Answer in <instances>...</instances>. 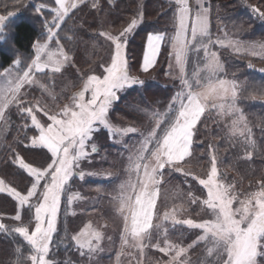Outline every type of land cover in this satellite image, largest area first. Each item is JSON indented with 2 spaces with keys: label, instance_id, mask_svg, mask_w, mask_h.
I'll return each instance as SVG.
<instances>
[{
  "label": "snow or ice",
  "instance_id": "1",
  "mask_svg": "<svg viewBox=\"0 0 264 264\" xmlns=\"http://www.w3.org/2000/svg\"><path fill=\"white\" fill-rule=\"evenodd\" d=\"M114 4L115 0H41L33 12L41 20L43 35L32 42L27 58L19 54L8 29L16 14H0V45L14 51L7 67L0 64V141L15 127L17 136L3 163L19 181L0 177V194L13 202L14 212L0 214V237L15 257L8 264H61L53 257L54 248L59 255L61 246L65 253L96 264L105 239L113 241L107 234L109 224L89 220L70 235L65 229L60 237L59 216L63 206L71 208L82 199L72 184L77 177L93 175L83 169L99 155L101 137L126 144L124 138L130 134L139 138L121 153L122 171L116 177L120 182L107 193L108 215L114 218L119 237L113 264H124L125 257L128 264H264V175L249 179L246 187L247 176L229 179L222 170L219 146L212 144L201 153L207 159L200 173L184 167L195 146L203 143L197 139L198 126L207 127L208 120L221 128L219 140L238 149V162H253L264 151L242 107L246 99L264 101V83L253 84L245 95L246 84L236 72H229L232 65L224 56L228 52L236 59L254 57L264 63V40H245L222 26L214 34L210 0H169L164 14L171 12V28L148 32L139 72L153 70L167 46L166 75L177 90L163 111L129 105L144 116L140 127L135 121L118 126L112 112L121 94L145 84L131 73L127 54L129 37L145 23V11L139 4L116 28L107 16L99 15ZM249 7L264 23V8ZM84 9L98 20L89 37L92 47L104 51L87 71L77 66L60 35L67 20ZM69 31L66 39L71 42L76 32ZM247 68H254L251 59ZM258 71L264 77V67ZM57 79L63 83L59 91ZM257 127L264 132V122ZM24 153H37L41 160L36 163ZM173 174L182 175L188 187L178 191L169 206L164 185ZM107 176L111 182L112 173ZM151 250L162 255L149 259ZM63 264L78 261L68 258Z\"/></svg>",
  "mask_w": 264,
  "mask_h": 264
},
{
  "label": "trees",
  "instance_id": "2",
  "mask_svg": "<svg viewBox=\"0 0 264 264\" xmlns=\"http://www.w3.org/2000/svg\"><path fill=\"white\" fill-rule=\"evenodd\" d=\"M40 2L41 0H21L20 3H17L16 0H0V11L13 12L16 14L9 22L8 29L15 38V47L18 48L19 54L24 58L29 57L32 53V42L41 39L43 35L41 20L38 19L33 12L35 5ZM232 2L233 6L227 15H213L212 24L215 26L219 20H225L223 27H225L230 34L238 35L245 40H264V23L255 19L249 7L250 5H256L264 8V0H232ZM141 3L145 11V23L129 37L127 54L131 73L133 75L138 74L140 78L145 81V84L143 86L137 85L133 89H129L127 93H122V98L114 105L115 110L112 112V120L114 123L126 125L132 124L135 121L138 127L144 124V116L137 115L135 112L131 111L128 107L129 105H139L141 108H143L144 105H151L154 109L163 111L167 101L177 90V88L173 86V80L165 74L169 50L167 46L162 48L158 58V64L153 70H150L149 73L139 72L143 46L146 42L148 32L154 29L164 30L166 28H171V12H168L167 15L164 14L168 8L169 0H115L114 5H107L104 12L99 14L100 16H107L109 21L114 22V27L119 28L121 23L133 14L137 10V6ZM109 11L110 15H108ZM90 12V9L76 12L72 19L67 20L64 31L60 34L62 43L65 44L67 50L72 51L77 66L83 71H87L90 65L98 62L104 55L103 48L98 47L94 50L92 41L89 39L92 31L97 28L98 24V20H93V15H95V13L90 14ZM214 13L215 11L213 10L212 14ZM229 17L234 19L231 23L227 20ZM82 25L83 28L81 29ZM249 25H251V27H249ZM77 29L81 30L77 31ZM69 30L76 32V39L71 42L66 39V36L71 34ZM13 54L14 51L12 47L0 45V64L7 67L10 63V57H12ZM224 56L228 60V63L232 65L229 68V72H236L239 81L246 84L248 91L245 92V95L252 91L253 84L264 83V77H262V74L258 71L259 68L264 67V63L258 58L244 57L236 59L234 56H230L228 52H225ZM250 59L254 64L253 69L247 68V63ZM0 71H2V69H0ZM69 71L72 70L70 69ZM42 79H44V77H42ZM56 83L58 91V87H63V83L59 79H57ZM176 85L178 87V82H176ZM242 107L250 121V126L253 128L258 146L264 148V132L261 131L260 127H257L258 124L264 122V101L246 99L243 101ZM13 120H16L15 116H13ZM16 123L19 122L16 121ZM206 123L207 127L203 124L198 126L200 132L197 139L203 141V143L195 146L194 156L191 158L192 161L190 160L186 164V170L200 173L207 159V157L202 156L201 153L206 150L208 144H212L219 146V155L224 161L222 170L227 174L229 179L235 178L239 180L240 175L247 176V179L243 181V187H246L249 179H255L264 175V151L259 152L253 162H238L236 159L238 149H233L227 141L218 139V137L223 136L221 128L217 127L211 120L206 121ZM16 136L17 132L15 127H13L10 133L0 141V177L12 183H19V181L16 177L10 175L12 168L6 167L3 161L7 158L9 144H12L13 138ZM100 143L103 145L101 150H104L103 152H105L106 155H114V147L116 146L111 145V141H108L106 137L102 136ZM24 154L28 159L36 163H39L41 160V156L37 153ZM253 173H255L254 176ZM183 179L182 175L173 174L169 183L164 185V189L166 190L165 194L169 200V206L178 191L187 190L188 185L182 183ZM175 202L179 204L180 200L176 199ZM12 203L13 202L5 201L3 194H0V214L7 216L13 215ZM161 211H163V207ZM63 213L64 212L61 210L58 220L60 237L65 234V229H67L70 235L82 227L80 221L81 217L79 215L76 214L73 216ZM5 222L11 223L7 220H5ZM114 228L116 229V225H114ZM114 234V246H112L113 249L110 248L111 256L106 252L98 254L96 257V264H112L111 258H113L115 254V249L119 247L117 229L114 231ZM57 240H59V237ZM161 255L162 254L155 253L154 250H151L149 259L158 258ZM53 257L59 260L61 264L68 258L78 261V264H87L86 259H80L78 255L74 253H65L62 246L59 255H56L54 248ZM14 258L15 257L10 256L8 253L7 242L0 237V262L8 264L9 260Z\"/></svg>",
  "mask_w": 264,
  "mask_h": 264
},
{
  "label": "rangeland",
  "instance_id": "3",
  "mask_svg": "<svg viewBox=\"0 0 264 264\" xmlns=\"http://www.w3.org/2000/svg\"><path fill=\"white\" fill-rule=\"evenodd\" d=\"M210 4L212 9L215 11V13L212 14L214 16L227 15L229 13V10L233 6L232 0H230L227 3L210 1ZM7 13L8 12L6 11H0V14L6 15ZM227 20L229 23H231L234 19L229 17V19ZM224 22L225 20H219L215 26L212 24L213 25L212 31L214 34H216L217 26L223 27ZM167 66H168V60L166 64L165 74L167 73L166 72ZM59 90L60 88L58 87V91ZM35 95H39V92L37 91ZM117 125L129 126L130 124L123 125L119 123ZM138 138H139L138 134H130L128 137L124 138L126 144L111 142V145L116 146L114 147L115 156L114 155L108 156L106 155L105 152H103L104 150H101L99 155L95 156L92 159L91 164H87L86 162L83 170L86 173H93V175H86L83 180H80L77 177L75 178L72 184V191L79 193L82 199L76 201L71 208H66V206H63L61 209L62 212L65 213V215H72L71 213L73 211L77 215H79L81 217L80 221L82 227L83 224L87 223L89 220H91L94 224H103L107 222L109 224V227L107 229V234L113 237V241L111 242L108 241L107 239H105L104 241V245L105 244L106 245L104 246L103 252H106L107 254L111 253L110 248L114 246V240H115L114 231H116V229L114 228V225H116V223L114 222V218L108 215L110 210V205H109V199L107 197V193H110L112 189L120 182L118 179H116V177L120 176L122 171V166L120 163L121 153L124 152L125 147L132 148L136 144ZM186 164H184L185 169L187 166ZM109 172L112 173L111 182H109V177L107 176V173ZM123 178L124 177H121V179ZM122 259L125 264L126 263L128 264L126 257ZM114 260H115V254L113 258H111L112 264Z\"/></svg>",
  "mask_w": 264,
  "mask_h": 264
},
{
  "label": "crops",
  "instance_id": "4",
  "mask_svg": "<svg viewBox=\"0 0 264 264\" xmlns=\"http://www.w3.org/2000/svg\"><path fill=\"white\" fill-rule=\"evenodd\" d=\"M211 2H224V3H227V2H229L230 0H210ZM166 72H169V59H168V66H167V70H166Z\"/></svg>",
  "mask_w": 264,
  "mask_h": 264
}]
</instances>
